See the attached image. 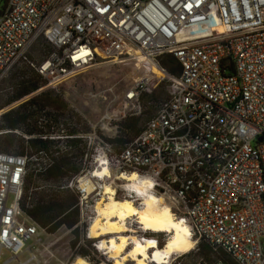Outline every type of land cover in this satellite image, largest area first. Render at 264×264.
<instances>
[{
    "label": "built area",
    "instance_id": "built-area-1",
    "mask_svg": "<svg viewBox=\"0 0 264 264\" xmlns=\"http://www.w3.org/2000/svg\"><path fill=\"white\" fill-rule=\"evenodd\" d=\"M40 39L52 51L33 62ZM166 56L177 61L176 74L162 66ZM145 61L166 75L156 86ZM126 62L141 76L121 108L106 111L98 124L86 120L89 133L66 138L84 139L88 148L97 142L94 162L112 174L152 179L155 195L212 255L223 252L231 264H264V0H0V83L26 64L42 79L34 92L41 94L80 73ZM163 85L167 98L136 137L116 148L110 141L116 122L141 116L143 96ZM30 160L0 151V264H44L38 247L50 234L22 207ZM87 174L92 170L63 187L77 192L81 223L92 194L80 187ZM127 226L128 234L158 247L168 239L136 220ZM88 229L76 249L91 251L88 243L105 256ZM94 256L91 251L85 260L95 263Z\"/></svg>",
    "mask_w": 264,
    "mask_h": 264
},
{
    "label": "trees",
    "instance_id": "trees-1",
    "mask_svg": "<svg viewBox=\"0 0 264 264\" xmlns=\"http://www.w3.org/2000/svg\"><path fill=\"white\" fill-rule=\"evenodd\" d=\"M161 64L171 74L177 73L173 69L177 65V61L172 56L164 57ZM42 84V79L36 73L26 80L24 79L19 90L7 100L5 105L0 106V111L34 93ZM145 98L148 96H143V99ZM58 100L59 98L54 92L42 93L41 96L31 98L1 114L0 140L2 139V141L0 142V151L8 154L25 155L24 146L19 152L12 150V142L18 138L17 133L20 131L22 133L20 140L27 144L30 149H35L37 153L51 152L50 167H41L37 161L33 164L29 163L22 207L34 222L46 229L50 235L55 234L61 227L73 229L75 238L70 242V246L75 250L80 241L78 227H76L80 223L79 196L74 190L63 187L73 177L85 174L84 160L85 156L88 155V146L87 142L81 138L52 139L48 134L51 128H55L57 134L65 131L67 136L89 133L90 129L82 124V118H78L77 124H82V126L77 129L71 125V117L69 119L63 117L65 122L61 123V115L52 118L50 114H46L48 108L57 112L66 109L60 106L56 107ZM32 108L35 110L33 111ZM34 115H37V119L32 122ZM119 126L121 132H124L123 130L128 132L129 138L124 142L121 141L122 136L110 140L111 143L115 144V147L117 142L128 143L140 133L142 127L136 117L127 118ZM27 204H29V208H26ZM200 242L199 252L207 261L219 259L230 262L227 254L220 252L217 255H212L211 246L204 241ZM78 255L86 258L90 255V251L81 247L78 250Z\"/></svg>",
    "mask_w": 264,
    "mask_h": 264
},
{
    "label": "rangeland",
    "instance_id": "rangeland-1",
    "mask_svg": "<svg viewBox=\"0 0 264 264\" xmlns=\"http://www.w3.org/2000/svg\"><path fill=\"white\" fill-rule=\"evenodd\" d=\"M51 51V47L47 45L43 39H40L39 42L34 46L30 54V59L33 62H39L46 58ZM34 73L35 72L31 69V67L27 66L26 64H20L16 66L11 71V73L0 83V106L5 105L7 100L19 90L21 82L24 79L26 80L31 77ZM139 76H141V70L138 71L135 65L131 62L115 64L113 66H105L98 69H91L86 72L80 73L79 75L64 83L58 91H50V93L54 92L59 98L56 107L60 106L65 107L66 109L57 112L52 108H48L46 110V114H50L52 118H54L56 115H61V123L65 122L63 120V117L68 119L69 117H71V125H76L75 128L82 126V124L86 125V120L91 121L93 124H98L101 120L102 115L106 111L121 108L124 93L129 87H131V85L134 83V80H136ZM160 80L161 77L157 75L156 81L154 82V86H156V84ZM33 94L34 93H31L30 95L22 98L21 100L16 102L17 104L14 103L13 105L2 109L0 111V115L3 114V112L17 107L21 103L31 98L41 96L42 93L34 95ZM167 96V85H163L159 89L155 90V92L151 96H148V98L143 99V114L141 116L136 117L139 119V125L143 126L148 121V119L153 116L160 103H162L167 98ZM32 110L34 111L35 108H32ZM78 118H82L83 120V123L81 125L77 124ZM36 119L37 115H34L32 117V122L36 121ZM48 122L51 123L50 120H48ZM121 122L122 121L116 122V124L118 125V132L116 138L118 136H122L121 141L124 142L129 137L128 132H126V130H123L124 132H121L122 130L119 126ZM17 135L18 138H16L12 142L13 151L19 152L21 150V147L24 146L25 155H27L28 158H31L30 164H33L37 161L39 163V166L44 167L50 162L49 158L51 157V152L37 153L35 149H30L27 144H24L20 140L22 136V133L20 131H18ZM48 136H50L52 139L59 138L64 140L67 137V133L65 131H61L60 134H57L56 129L51 128ZM1 141L2 139L0 140V142ZM123 145L124 144H122V142L116 143V147L118 148ZM99 149L100 147L95 141L88 148V157L84 160V167L86 169L93 170L97 167L94 162V157L98 155L97 153L99 152ZM113 174L114 177L117 176L115 172ZM83 179H89V175L87 174L83 176ZM109 181L110 180L107 179L103 180L102 182L98 180H93L94 184H96V187H98L99 192L96 191L90 195H87V212H83L82 216L84 220L81 223L80 217V223L76 226L78 227L77 231L80 236L81 234L85 235L87 233V228H89L95 217V205L100 200V193L102 191L99 188H103L105 184L110 183ZM112 185L116 189V197L118 199L129 198V196L134 197L135 200L138 198L137 194H131L130 192L126 191L124 188V184L121 181L115 180V178L113 180ZM136 204L139 205L140 201H136ZM74 238L75 234L73 232V229L69 230L66 227H61L55 234L49 235L47 238L44 237V245L42 247H38L40 249L38 259L44 264H73V262L77 258H82L85 260V258L78 255V249H76L77 247L75 248V250L71 248L70 242ZM160 238L164 243L166 237L161 236ZM200 243L201 242H196L194 249L190 252L184 255L175 256L170 264H194L195 262L200 260L207 261V259H205V257L201 255V252H199ZM203 245L205 244L203 243ZM262 245L264 249V240L262 241ZM88 247L91 248L90 250L95 255L94 257H92V259L96 261L95 263H91V261L89 262L86 260L88 263L99 264L101 263V261H103L108 264H113L110 260L109 262H107L108 258L98 253L93 248V246L89 245ZM6 257V254H4L2 260H4ZM22 258H25V256H23ZM127 264L133 263L130 262ZM223 264L231 263L224 262Z\"/></svg>",
    "mask_w": 264,
    "mask_h": 264
},
{
    "label": "bare ground",
    "instance_id": "bare-ground-1",
    "mask_svg": "<svg viewBox=\"0 0 264 264\" xmlns=\"http://www.w3.org/2000/svg\"><path fill=\"white\" fill-rule=\"evenodd\" d=\"M188 37H194L189 35ZM146 67L164 79V75L151 61H145ZM89 179L80 182L81 189L88 193L98 191L93 180H110L100 193L95 205V217L89 226L90 239L100 241V250L113 264H170L175 256L184 255L194 249L196 242L191 238L188 225L177 219L170 207L161 197L155 195V183L150 178H141L136 173H120L113 176L109 167L99 165L92 170ZM86 178V177H85ZM121 181L126 191L137 194L134 197L118 199L113 180ZM99 192V191H98ZM140 201V204H136ZM128 219H135L144 230L150 233L167 234L168 239L162 247L151 238L141 239L128 234ZM151 259V260H147ZM73 264H90L77 258Z\"/></svg>",
    "mask_w": 264,
    "mask_h": 264
},
{
    "label": "water",
    "instance_id": "water-1",
    "mask_svg": "<svg viewBox=\"0 0 264 264\" xmlns=\"http://www.w3.org/2000/svg\"><path fill=\"white\" fill-rule=\"evenodd\" d=\"M15 104H17V103H15ZM4 113V112H3Z\"/></svg>",
    "mask_w": 264,
    "mask_h": 264
}]
</instances>
